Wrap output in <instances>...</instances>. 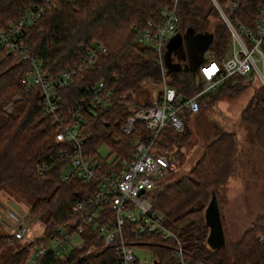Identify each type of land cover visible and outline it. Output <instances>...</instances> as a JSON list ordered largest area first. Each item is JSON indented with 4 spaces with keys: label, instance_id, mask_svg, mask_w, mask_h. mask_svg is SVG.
<instances>
[{
    "label": "trees",
    "instance_id": "trees-1",
    "mask_svg": "<svg viewBox=\"0 0 264 264\" xmlns=\"http://www.w3.org/2000/svg\"><path fill=\"white\" fill-rule=\"evenodd\" d=\"M46 0H0V27L18 18L31 4H43ZM228 0H218L224 5ZM233 18L252 27L263 0H237ZM172 0H57L45 8L43 14L28 28L23 37L28 53L36 58L51 76L74 64L82 62L85 50L99 42L105 52L98 53L94 61L82 67L74 81L58 90V111L65 112L97 81L102 80L111 88L116 99L111 105L96 109L87 116L81 127L87 154L104 164L106 157L97 151L100 144L109 147V154L130 157L135 140H144L149 130L144 123L136 122L134 129L123 135L119 128L127 116V102L148 104L151 89L159 85L161 70L156 51L135 39V26L140 29L147 20L159 23L161 10ZM177 31L192 28L196 33L210 32L212 42L208 49L211 56H225L229 46V32L218 12L209 0H178ZM218 14V16H217ZM217 17L214 20L211 18ZM172 64L166 68L167 83L178 95L188 98L200 89L195 71L173 54ZM177 66V67H176ZM30 67L28 60H20L11 52L0 50V188L11 187L31 197L28 214L44 224L45 232L66 219L72 204L92 193L98 183L94 178L83 183L75 177L61 178L66 164L60 153L72 146L57 142L52 126L53 115L41 107V97L36 89H26L20 81L22 72ZM248 78L234 74L214 91L199 97L200 109L210 106L221 95L233 97L243 89ZM120 102H116V101ZM142 101V102H140ZM11 103L8 112L5 107ZM184 130L176 132L166 127L161 130L153 147L181 163V147L189 139L187 120L190 113L180 114ZM244 139L264 150V87L258 83L240 112ZM202 153L186 174L157 180L149 194L153 207L161 213L163 222L177 225L176 232L185 259L189 264H264V205L241 235L227 238L220 215L219 188L237 175L240 168V148L236 135L217 131L212 138H203ZM45 167L40 171V168ZM264 199V179L262 184ZM214 196L217 202L223 244L211 248L206 242L209 228L204 211ZM108 210L111 215L112 211ZM133 224L125 222L123 231L130 238ZM85 242L80 248L70 250L63 257L46 253L40 264H116L115 253L110 246H102V237L89 227L84 231ZM9 236L0 233V264H25L32 244L12 250ZM146 245L159 258L160 264L176 248L173 238L163 239L151 235Z\"/></svg>",
    "mask_w": 264,
    "mask_h": 264
},
{
    "label": "built area",
    "instance_id": "built-area-1",
    "mask_svg": "<svg viewBox=\"0 0 264 264\" xmlns=\"http://www.w3.org/2000/svg\"><path fill=\"white\" fill-rule=\"evenodd\" d=\"M55 1L57 0H46L44 5H28L18 18L0 27V50L11 52L20 60L30 62V67L20 75L21 83L28 90L36 89L44 112L53 115L55 141L72 145L60 153L66 160L61 178L66 180L75 177L85 184L97 178L98 183L92 193L72 204L66 219L56 225L51 233L45 232L42 223L41 234L46 236L47 243L39 238V234L33 233L35 227L28 224L17 209L0 205V225L9 236L8 244L14 245L19 240L32 244L25 264H40V258L48 252L54 257H63L68 254L67 246L70 250L80 248L85 242L83 233L89 227L102 237L103 244L100 248L110 246L113 249L116 264H144L136 258L135 248L150 249L145 242L151 235L175 239L174 252L180 257V264H186L180 241L164 225L163 217L154 209L149 194L157 180L176 168V162L155 150L153 144L166 127L176 132L183 131L181 112L186 110L190 114L197 113L200 110L199 97L214 91L228 77L238 74L255 80L264 87V52L261 49L264 44V0L252 27L233 18L237 0H228L224 5H220L218 0H210L229 32L228 55L219 59L211 57L199 63L195 77L200 83V89L188 98L178 95L175 88L167 83L164 60L168 40L178 33V0H172L170 5L161 10L162 18L159 23L147 20L144 27H133L135 39L156 51L161 70L160 88L148 104L127 102V116L119 128L123 135H128L136 122H142L149 130L148 137L134 141L129 158L114 153L102 155L106 157L104 164L86 153L88 149L84 147L81 127L87 116L95 113L96 109L109 106L116 100L112 89L99 80L65 112L58 111V90L71 84L82 67L91 64L98 53L105 52V48L101 43L94 42L85 50L80 64L69 66L51 76L28 53L23 41L28 28ZM172 61L173 59L171 63ZM213 68V71H208ZM5 109L9 112L11 103ZM44 169L45 167L40 168V171ZM107 209L112 211L111 215L107 213ZM125 222L133 224L130 238L123 231ZM158 262V256L154 255L147 264Z\"/></svg>",
    "mask_w": 264,
    "mask_h": 264
},
{
    "label": "rangeland",
    "instance_id": "rangeland-1",
    "mask_svg": "<svg viewBox=\"0 0 264 264\" xmlns=\"http://www.w3.org/2000/svg\"><path fill=\"white\" fill-rule=\"evenodd\" d=\"M215 18L217 17L214 16L211 19L214 20ZM261 49L264 52V44L261 45ZM174 53H176L175 55L179 61L187 63L190 67L212 57L208 48L204 51H197L188 49L185 44H182ZM172 55L173 53L170 55V61L173 58ZM227 55L228 51L225 56ZM243 83L245 84L244 89L238 95L233 97L221 95L219 99L214 101V104L202 106L197 113L190 114L187 120L189 139L180 148L183 156L181 163L171 171L172 175H169V179H173L189 171L202 153L201 147L204 137L207 136V138L210 139L217 131H228L236 135L240 148V168L237 175L230 177L228 181L219 188L218 196L220 215L226 229V235L227 238L232 240L237 239L241 235L243 230L250 224L253 217L262 211L264 205L262 195L264 150L256 147L250 140L244 139L245 130L243 129V125H241L240 119L241 109L246 104L254 88L258 87V82L249 79ZM159 88L160 85L154 86L147 100L143 99V101H148L149 98L151 99ZM97 151L102 155H106L109 153L110 149L107 145L100 144ZM30 202L31 197L29 198L14 188H0V205L17 209L19 214L24 217V220L35 227L33 233L39 234V238H42V241L47 243L48 239L41 234L42 222H37L36 219L28 214ZM1 209L0 207V211ZM183 223L184 222L173 225L164 222V225L174 233ZM0 233H6V230L1 225ZM25 243V240L15 241L11 249L16 250L24 246ZM70 249L71 248L67 246L66 253H69ZM154 255L151 249H143L141 247L135 248L136 258L144 264L149 263ZM186 260V264H189L190 261L188 259ZM180 263V257L173 252L160 264ZM194 264L201 263L196 262Z\"/></svg>",
    "mask_w": 264,
    "mask_h": 264
},
{
    "label": "water",
    "instance_id": "water-1",
    "mask_svg": "<svg viewBox=\"0 0 264 264\" xmlns=\"http://www.w3.org/2000/svg\"><path fill=\"white\" fill-rule=\"evenodd\" d=\"M212 39V34L210 32L196 33L193 31L192 28H187L183 33L178 32L174 34L166 44V68L173 69L172 67H175V65H173L170 61V55L177 49H179L182 44H185L188 49L204 51L210 46ZM198 65L199 64H196L190 67V69L196 71ZM140 192H142V190ZM204 217L206 224L209 228L206 242L209 247L217 248L218 246L223 244L224 236L221 227L217 202L214 196L211 197L210 201L208 202L205 208Z\"/></svg>",
    "mask_w": 264,
    "mask_h": 264
},
{
    "label": "snow or ice",
    "instance_id": "snow-or-ice-1",
    "mask_svg": "<svg viewBox=\"0 0 264 264\" xmlns=\"http://www.w3.org/2000/svg\"><path fill=\"white\" fill-rule=\"evenodd\" d=\"M214 70V68L213 69H211V70H208L209 72H211V71H213Z\"/></svg>",
    "mask_w": 264,
    "mask_h": 264
},
{
    "label": "flooded vegetation",
    "instance_id": "flooded-vegetation-1",
    "mask_svg": "<svg viewBox=\"0 0 264 264\" xmlns=\"http://www.w3.org/2000/svg\"><path fill=\"white\" fill-rule=\"evenodd\" d=\"M173 54L175 55L176 53L173 52ZM176 56V55H175Z\"/></svg>",
    "mask_w": 264,
    "mask_h": 264
}]
</instances>
